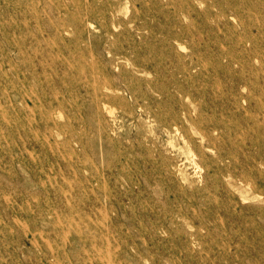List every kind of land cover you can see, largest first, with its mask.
I'll use <instances>...</instances> for the list:
<instances>
[{"label": "rangeland", "instance_id": "374dc122", "mask_svg": "<svg viewBox=\"0 0 264 264\" xmlns=\"http://www.w3.org/2000/svg\"><path fill=\"white\" fill-rule=\"evenodd\" d=\"M0 264H264V0H0Z\"/></svg>", "mask_w": 264, "mask_h": 264}, {"label": "bare ground", "instance_id": "6f19581e", "mask_svg": "<svg viewBox=\"0 0 264 264\" xmlns=\"http://www.w3.org/2000/svg\"><path fill=\"white\" fill-rule=\"evenodd\" d=\"M18 4H19V3H18ZM14 13H15V12H14ZM48 14H49V13H48ZM44 15H45V14H44ZM42 16H43V15H42ZM20 17H21V16H20ZM43 17H44V16H43ZM28 20H29V19H28ZM31 25H32V24H31ZM31 25H30V26H31ZM28 27H29V26H28ZM27 33H28V32H27ZM11 34H12V33H11ZM32 36H33V35H32ZM78 47H79V46H78ZM81 48H82V47H81ZM30 49H31V48H30ZM82 49H83V48H82ZM59 53H60V52H59ZM110 53H111V51H110ZM35 55H36V54H35ZM130 56H131V55H130ZM78 57H79V56H78ZM118 57H119V56H118ZM129 58H130V57H129ZM117 59H119V58H117ZM40 62H42V61H40ZM52 67H53V66H52ZM23 93H25V92H23ZM26 96H27V95H26ZM28 96H29V95H28ZM30 97H31V96H30ZM32 99H33V98H32ZM174 114H175V113H174ZM16 115H17V114H16ZM16 115H15V116H16ZM168 127L171 128L172 126H168ZM100 128H102V127H100ZM98 129H99V128H98ZM105 129H106V128H105ZM100 130H101V129H100ZM103 132H104V131H103ZM109 132H110V131H109ZM203 136H204V135H203ZM203 136H202V137H203ZM153 142H154V141H153ZM181 147H182V146H181ZM220 157H221L222 159L227 158V156H223V155H221ZM194 165H195V164H194ZM228 165L231 166L232 163L229 162V163H227V166H228ZM197 166H198V165H197ZM229 166H228V167H229ZM192 168H194V167H192ZM229 176L232 177V178L240 179V180H242V181H243V178H244V177H238V176H236V173L234 174L233 172H231ZM194 182H195V181H194ZM248 186H249V185H248Z\"/></svg>", "mask_w": 264, "mask_h": 264}]
</instances>
